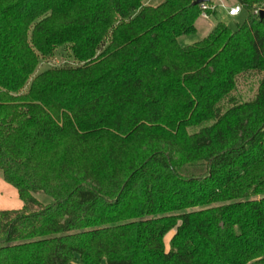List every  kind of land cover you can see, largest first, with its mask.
Listing matches in <instances>:
<instances>
[{"label":"trees","instance_id":"1","mask_svg":"<svg viewBox=\"0 0 264 264\" xmlns=\"http://www.w3.org/2000/svg\"><path fill=\"white\" fill-rule=\"evenodd\" d=\"M145 1L0 0V264H264V0Z\"/></svg>","mask_w":264,"mask_h":264},{"label":"rangeland","instance_id":"2","mask_svg":"<svg viewBox=\"0 0 264 264\" xmlns=\"http://www.w3.org/2000/svg\"><path fill=\"white\" fill-rule=\"evenodd\" d=\"M154 1H162V0H154ZM231 1H234V0H230L229 2L232 3ZM214 2L217 5V7L215 9L216 10L215 14H213V17H211V19L208 22L210 23V25H214L217 22L222 21L228 27L236 28L237 24H241L244 21L247 15L246 11H242V13L238 16H230L228 15V13H226V9L223 6V0H214ZM154 3L157 4L159 2H154ZM200 19L198 20V23H197L198 24L197 33L185 35L181 37L180 38L181 42L183 41L184 37L188 36V37L201 38L207 33L208 30L210 31L211 28L209 26L200 27L201 22H202V20ZM64 63H71V59L69 58L68 53H66V49L63 47H59V49H57L56 53L53 56L41 59L38 70H42L44 69V67L51 66L54 64L59 65V64H64ZM259 78H260V74L254 73V72L253 73L246 72V74L240 75L238 78L237 86L235 90H233L232 95H231L233 97L232 98L229 97L228 99H225L221 104L222 108L225 109L227 106H229L231 104L232 99L247 100L248 98L253 97L256 92V87H257ZM12 189L14 190L13 193L12 191L8 192L5 189H2V188L0 189V208L8 206L9 204L12 205L13 200H15L14 198L20 200V197L18 196V194L17 196L15 195L16 189L14 187H12ZM35 195L43 202H47L50 198V195H47L44 193L38 192ZM173 233H174V228L169 230V232L165 235L164 241H165L166 247L169 246V240L172 237ZM70 264H80V261L73 259ZM101 264H107L106 260L103 259Z\"/></svg>","mask_w":264,"mask_h":264},{"label":"crops","instance_id":"3","mask_svg":"<svg viewBox=\"0 0 264 264\" xmlns=\"http://www.w3.org/2000/svg\"><path fill=\"white\" fill-rule=\"evenodd\" d=\"M164 0H162V1H154V0H146L145 1V4L146 5H154V4H156V3H154V2H159V3H157L156 5H158V4H160V3H162ZM230 0H223V5L227 8L229 5L231 6V5H235V4H237L236 3V1L234 0V1H231L232 3H230L229 2ZM240 15V14H239ZM230 16H232V15H230ZM238 16V15H237ZM211 17H213V16H211ZM201 18V19H200ZM200 18H198V20L200 19V20H202V22L201 21H199V22H201V25H200V27H206V26H209L211 29H212V27L215 25H210V23H208L209 22V20L211 19V18H209V19H204L203 17H201L200 16ZM197 23H198V21H197ZM196 23V26H197V28H198V24ZM210 29V30H211ZM209 32V30L207 31V33ZM206 33V34H207ZM205 34V35H206ZM183 36H185V35H183ZM196 40H198V38L197 37H184V39H183V41L181 42L180 41V43L181 44H189V43H192V42H194V41H196ZM12 187H14L12 184H10L9 182H7L5 179H4V177H2L1 176V174H0V189L2 188V189H5L6 191H8V192H10V191H12V193L14 192V190L12 189ZM15 188V187H14ZM16 189V188H15ZM17 194H18V190L16 189V193H15V195L17 196ZM18 196H19V194H18ZM15 200H13V202H12V205L11 204H9L8 206H5V207H1V208H17V207H21L23 204H22V199L20 198V200H18V199H16V198H14ZM0 208V209H1Z\"/></svg>","mask_w":264,"mask_h":264},{"label":"built area","instance_id":"4","mask_svg":"<svg viewBox=\"0 0 264 264\" xmlns=\"http://www.w3.org/2000/svg\"><path fill=\"white\" fill-rule=\"evenodd\" d=\"M216 7H217V5L215 4L214 0L212 1L211 4L209 2L201 3V12H200L201 17H203L204 19L211 18L212 15L210 13H208V10L216 9ZM224 8L226 9V13H228V15H232V16L239 15L241 13V10H242V7L239 4L231 5V6H228L227 8L224 6ZM253 12H254V14H260L259 9H254Z\"/></svg>","mask_w":264,"mask_h":264},{"label":"water","instance_id":"5","mask_svg":"<svg viewBox=\"0 0 264 264\" xmlns=\"http://www.w3.org/2000/svg\"><path fill=\"white\" fill-rule=\"evenodd\" d=\"M213 0H196V4L197 3H204V2H212ZM261 14H263V11H260Z\"/></svg>","mask_w":264,"mask_h":264}]
</instances>
